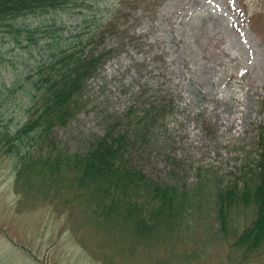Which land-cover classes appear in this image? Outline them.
Wrapping results in <instances>:
<instances>
[{"label":"rangeland","instance_id":"obj_1","mask_svg":"<svg viewBox=\"0 0 264 264\" xmlns=\"http://www.w3.org/2000/svg\"><path fill=\"white\" fill-rule=\"evenodd\" d=\"M263 4L89 1L84 23L81 11L61 12L57 17L66 34L95 29L99 35L87 48L114 47L115 52L87 79L75 115L53 128L56 147L82 152L107 126L126 129L132 134L129 161L151 180L175 186L178 199L185 192L198 196L193 204L184 201L171 227L135 241V232L120 236L119 226L102 224L94 203L75 196L80 189L60 177L58 185L19 179L16 161L0 154V264H264V246L246 257L231 246L232 230L249 223L250 209L232 210L227 232L219 230L213 182L241 175L264 123L259 103L264 98ZM43 18L26 19L27 27ZM32 32L37 42L45 36L41 28ZM48 50L46 42L41 51ZM41 56L33 39L23 36L22 44H9L0 32V88L7 92L0 98L6 104L1 112L15 94L8 110L15 118L23 113L19 72L33 71ZM13 80L10 95L2 87ZM153 99L163 110L144 119ZM205 177L210 182L196 187Z\"/></svg>","mask_w":264,"mask_h":264},{"label":"trees","instance_id":"obj_2","mask_svg":"<svg viewBox=\"0 0 264 264\" xmlns=\"http://www.w3.org/2000/svg\"><path fill=\"white\" fill-rule=\"evenodd\" d=\"M89 1L104 0H0V32L7 34L8 43L22 44L24 36L33 39L44 55L33 71L19 72L23 77L17 92L23 102L19 118L8 110L15 101V94L11 95L14 80L2 87L7 88L11 96L7 100L8 107L0 111V154L16 161L19 179L55 180L58 185L60 177L72 189H80L75 196L94 203L102 224L119 226L120 236L135 232V241L149 239L159 235L164 227H171L184 201V206L193 204L198 193L193 192L194 197L185 192L184 200L178 199L175 186L151 180L142 173L126 157L127 143L132 136L126 129L116 131L107 126L102 135L88 141L85 151L71 153L56 147L51 135L55 126L65 125L75 115L87 79L115 52L114 47L100 51L87 48L90 39L99 35L95 29L81 34L64 32L63 22L57 16L78 10L82 12L80 19L84 23L87 17L83 11ZM262 8L264 10V4ZM32 17H44L42 24L37 23L32 29L27 27L26 19ZM40 28L45 36L37 42L32 30ZM46 42L47 53L41 51ZM6 93L0 88V98ZM19 99L16 101L20 104ZM259 103L264 111V98ZM0 104L3 110L6 104ZM147 104L144 119L163 110L158 99ZM14 119L17 120L10 123L9 120ZM141 131L144 136V130ZM240 173L232 180L223 181L220 176L213 179L216 182L214 206L219 230L224 233L232 210H251L249 223L238 225L231 232V246L246 257L264 246V123L258 128L251 160ZM65 175L69 176L65 178ZM210 180V177L199 178L196 187ZM143 190L141 197L139 193Z\"/></svg>","mask_w":264,"mask_h":264}]
</instances>
